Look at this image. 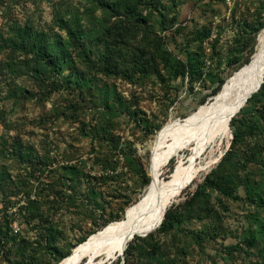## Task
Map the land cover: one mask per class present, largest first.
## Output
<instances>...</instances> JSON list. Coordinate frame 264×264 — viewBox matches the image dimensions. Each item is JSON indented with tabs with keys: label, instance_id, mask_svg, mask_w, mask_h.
Here are the masks:
<instances>
[{
	"label": "rangeland",
	"instance_id": "374dc122",
	"mask_svg": "<svg viewBox=\"0 0 264 264\" xmlns=\"http://www.w3.org/2000/svg\"><path fill=\"white\" fill-rule=\"evenodd\" d=\"M263 3L159 0L154 8L127 0V14L112 17L87 0H0V264H59L145 199L153 141L209 103L213 96L199 104L251 59L257 38L251 48L250 31ZM60 18L80 36L81 52L69 47L66 62L42 84L34 80L32 56L11 42L18 28L66 39ZM142 54L146 72L133 63ZM165 60L190 61L194 82L170 79ZM6 65L12 69L3 70ZM243 117L240 110L233 118ZM257 137L264 143L263 134ZM225 138L203 150L202 172L166 207H178L184 221L153 239L163 246L161 263L149 261L152 246L144 235L129 241L131 261L125 262L128 242L110 259L86 257L81 264H264V204L248 198L257 193L264 201V152L251 140L242 145L240 157L252 163L237 173L242 185L235 199L198 191L230 147V123ZM189 146L159 171L160 184L179 160L187 161Z\"/></svg>",
	"mask_w": 264,
	"mask_h": 264
},
{
	"label": "bare ground",
	"instance_id": "6f19581e",
	"mask_svg": "<svg viewBox=\"0 0 264 264\" xmlns=\"http://www.w3.org/2000/svg\"><path fill=\"white\" fill-rule=\"evenodd\" d=\"M263 82L264 27L257 36L255 52L250 61L229 77L222 91L180 124L167 126L153 141L150 148L152 181L146 198L128 208L122 220L107 225L78 244L59 264H81L86 257L95 259L99 255L103 259H110L133 238L149 234L161 224L171 200L202 172V167L197 166L200 154L207 146L227 136L230 121L244 106L248 96ZM168 140L170 143L164 146ZM190 144L194 147L187 161L179 160L170 179L160 184L159 171Z\"/></svg>",
	"mask_w": 264,
	"mask_h": 264
},
{
	"label": "trees",
	"instance_id": "16d2710c",
	"mask_svg": "<svg viewBox=\"0 0 264 264\" xmlns=\"http://www.w3.org/2000/svg\"><path fill=\"white\" fill-rule=\"evenodd\" d=\"M87 1L103 10L108 14V16L121 17L122 15L127 14V12L123 10L127 7V0L126 6L124 8L121 5L122 2L117 0ZM133 1L146 3L154 8H158L159 6V0ZM258 11L259 22L257 23V26H254L250 31L251 38L249 43L252 44L251 48H253V45L256 43V38L260 30L264 27V3L261 4V8ZM59 22L61 24V28L66 30V39L57 38L56 40H51L43 32H36L27 28H18V40L11 42L13 48H16L17 50L32 56L33 62L36 64V67L32 70V72H34V80L42 84L45 83L44 77H46L50 71L58 69L61 65H63V63L66 62L69 47L77 48L78 51L81 52V42L79 41L80 36L77 37L78 39H76V32H74L61 18L59 19ZM249 59L250 55L247 56L245 60L241 62V64L239 63L241 61L240 60L238 62L239 66L235 67L233 71H236L242 67V64L248 63ZM133 63L143 72H146L150 67L148 59L144 60V54L135 59ZM164 66L167 68L168 77L170 79H184L185 77H188L190 78V82L193 83L194 77L197 76V71L193 69L190 61L185 62L183 60H165ZM7 68L9 70L12 69L11 65H6L3 70ZM222 87V80H219L217 87L212 90L210 94L204 96L199 104H203L208 97L216 95L222 89ZM55 89L53 88L52 90L55 91ZM241 114H244L243 118H240L239 120H237V118H233L230 122L233 138L228 151L225 153L216 169L205 178L203 184L198 186V191L201 188H208L219 192L228 199H235L237 189L242 185L240 177L237 173L241 170H245L250 165V163H252L251 158L248 156L240 157L242 145L248 142V140H251L253 147L256 148V151L258 150V154L263 155L262 153L264 152V143L259 141L257 134L261 133L264 135V83L261 85L260 89L255 94H253L250 99H248L246 105L241 110ZM134 168L136 173L139 175L140 169L137 163H135ZM170 169H172V166H170ZM142 175L144 174L140 173V176ZM146 181L145 184H147ZM198 191H196L190 198H193ZM248 198L252 203L257 204L258 206H260V203L264 204V201L261 200L260 202V197L257 193L251 194L249 192ZM183 221L184 215L180 212L178 207H170L164 212L161 224L156 229L155 233L147 235L152 246V252L150 254L149 261L161 263L157 254H159V252L162 254L161 251L163 246L160 244V241L157 240L154 244H152L153 239L170 233L171 231L175 230L177 225L181 224ZM254 243L255 237L250 236L247 241L248 247L253 248L255 245ZM223 247L228 253H231L235 250V246ZM133 250L134 246L129 242L125 250V262L131 261L133 258L132 256L134 255ZM61 260L62 258L60 261Z\"/></svg>",
	"mask_w": 264,
	"mask_h": 264
},
{
	"label": "water",
	"instance_id": "95a60500",
	"mask_svg": "<svg viewBox=\"0 0 264 264\" xmlns=\"http://www.w3.org/2000/svg\"><path fill=\"white\" fill-rule=\"evenodd\" d=\"M263 83H264V82H263ZM263 83H262V84H263ZM262 84H261V85H262ZM261 85L258 87L257 90H255L254 92H252V93L248 96V99H250V98L253 96V94H255V93L260 89ZM248 99L246 100V103H247ZM246 103L244 104V106L246 105ZM244 106H243V107H244ZM243 107H241L240 110H242ZM159 226H160V225H159ZM150 234H151V233H150ZM148 235H149V234H148ZM145 236H147V235H145ZM143 237H144V236H143Z\"/></svg>",
	"mask_w": 264,
	"mask_h": 264
}]
</instances>
